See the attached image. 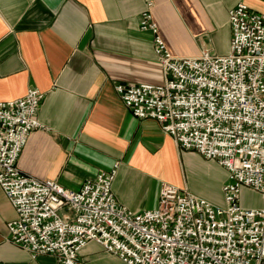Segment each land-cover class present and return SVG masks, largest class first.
Masks as SVG:
<instances>
[{
  "label": "built area",
  "instance_id": "built-area-1",
  "mask_svg": "<svg viewBox=\"0 0 264 264\" xmlns=\"http://www.w3.org/2000/svg\"><path fill=\"white\" fill-rule=\"evenodd\" d=\"M147 1L139 28L153 35L161 85H116L125 108L152 120L184 151L227 172L224 207L187 190L161 187L153 209L134 213L116 202L117 168L100 171L78 190L40 180L18 167L44 95L30 88L0 102V188L17 218L7 240L31 259L52 255L57 264H81L90 242L125 264H264V208L240 202L244 188L264 200V14L238 4L229 13L230 52L173 57L158 33Z\"/></svg>",
  "mask_w": 264,
  "mask_h": 264
},
{
  "label": "crops",
  "instance_id": "crops-1",
  "mask_svg": "<svg viewBox=\"0 0 264 264\" xmlns=\"http://www.w3.org/2000/svg\"><path fill=\"white\" fill-rule=\"evenodd\" d=\"M147 1L176 58L228 55L229 11L242 3L264 14V0H0V102L30 88L44 95L37 115L43 128L30 134L18 167L70 190L116 167L112 192L134 213L156 207L163 183L191 194L208 186L222 192L228 178L216 162L180 150L157 122L134 118L115 91L164 83L153 35L139 28ZM240 202L264 208L261 195L247 188ZM16 218L0 188V264H57L52 255L31 259L7 240ZM79 261L125 264L95 242Z\"/></svg>",
  "mask_w": 264,
  "mask_h": 264
},
{
  "label": "rangeland",
  "instance_id": "rangeland-1",
  "mask_svg": "<svg viewBox=\"0 0 264 264\" xmlns=\"http://www.w3.org/2000/svg\"><path fill=\"white\" fill-rule=\"evenodd\" d=\"M152 18H153V16H152ZM153 20H154V18H153ZM116 173H117V170H116ZM165 185H169V184L163 183L161 185V187H163ZM184 190H187V189H184ZM193 194L196 195V196H199L200 198L206 199L207 201L211 202L215 206H219V207H224L225 206L222 192L221 191H216L214 189V187H212V186H208L205 189H199V192L193 193ZM203 195H206V196L203 197Z\"/></svg>",
  "mask_w": 264,
  "mask_h": 264
}]
</instances>
